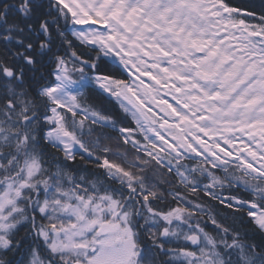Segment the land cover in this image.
<instances>
[{
    "label": "snow or ice",
    "instance_id": "1",
    "mask_svg": "<svg viewBox=\"0 0 264 264\" xmlns=\"http://www.w3.org/2000/svg\"><path fill=\"white\" fill-rule=\"evenodd\" d=\"M0 264H264V0H0Z\"/></svg>",
    "mask_w": 264,
    "mask_h": 264
},
{
    "label": "trees",
    "instance_id": "2",
    "mask_svg": "<svg viewBox=\"0 0 264 264\" xmlns=\"http://www.w3.org/2000/svg\"><path fill=\"white\" fill-rule=\"evenodd\" d=\"M234 3L239 4L241 6L255 7L259 10L261 5V0H234Z\"/></svg>",
    "mask_w": 264,
    "mask_h": 264
}]
</instances>
